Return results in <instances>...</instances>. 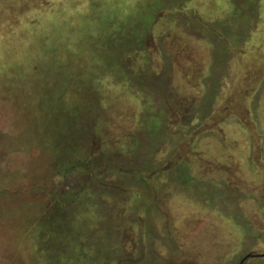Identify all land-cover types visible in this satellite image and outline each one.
Segmentation results:
<instances>
[{
	"label": "rangeland",
	"instance_id": "374dc122",
	"mask_svg": "<svg viewBox=\"0 0 264 264\" xmlns=\"http://www.w3.org/2000/svg\"><path fill=\"white\" fill-rule=\"evenodd\" d=\"M263 253L264 0H0V264Z\"/></svg>",
	"mask_w": 264,
	"mask_h": 264
},
{
	"label": "trees",
	"instance_id": "16d2710c",
	"mask_svg": "<svg viewBox=\"0 0 264 264\" xmlns=\"http://www.w3.org/2000/svg\"><path fill=\"white\" fill-rule=\"evenodd\" d=\"M78 158H79V161H76V163H70L67 165V163H65L64 165H61L60 167H58L57 169V173L62 176L64 173L68 172V170H71V169H75L77 166H79L80 164H84V166H86L87 168H89V165H88V157H85L83 155V151H81V153L79 154L78 153ZM119 167H111V166H106V167H103V168H100V169H104L102 175L106 176L108 175L109 173L111 174H114L116 177H119V176H127L128 178H134V176L132 175L131 172L129 171H125V170H122V169H118ZM99 172V171H98ZM65 175V174H64ZM100 176V175H99ZM98 177V176H97ZM99 178V177H98ZM56 195V198L53 197L52 200L54 201H58V202H62L64 200V197L63 196H59L58 194H55ZM113 245L115 244V241L111 240Z\"/></svg>",
	"mask_w": 264,
	"mask_h": 264
},
{
	"label": "water",
	"instance_id": "95a60500",
	"mask_svg": "<svg viewBox=\"0 0 264 264\" xmlns=\"http://www.w3.org/2000/svg\"><path fill=\"white\" fill-rule=\"evenodd\" d=\"M252 255H247V256H245L242 260H241V262H240V264H242L246 259H248V258H250ZM256 257H264V253L263 254H259V255H255Z\"/></svg>",
	"mask_w": 264,
	"mask_h": 264
},
{
	"label": "flooded vegetation",
	"instance_id": "af4514ba",
	"mask_svg": "<svg viewBox=\"0 0 264 264\" xmlns=\"http://www.w3.org/2000/svg\"><path fill=\"white\" fill-rule=\"evenodd\" d=\"M247 255H252L250 258H248V259H251V258H258V257H256L255 255H259V254H247ZM247 255H246V256H247ZM244 257H245V256H244ZM244 257H243V258H244ZM243 258H242V259H243ZM259 258H261V257H259ZM242 259H241V260H242ZM248 259H246V260H248ZM246 260H245V261H246ZM245 261H244V262H245ZM240 262H241V261H240ZM240 262H239V264H240ZM244 262H243V263H244ZM243 263H242V264H243Z\"/></svg>",
	"mask_w": 264,
	"mask_h": 264
}]
</instances>
